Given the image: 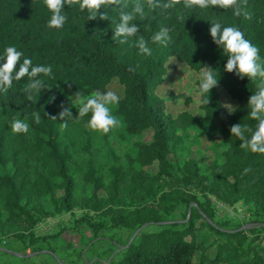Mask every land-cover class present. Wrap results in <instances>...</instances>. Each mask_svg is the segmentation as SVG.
Instances as JSON below:
<instances>
[{"label": "trees", "instance_id": "16d2710c", "mask_svg": "<svg viewBox=\"0 0 264 264\" xmlns=\"http://www.w3.org/2000/svg\"><path fill=\"white\" fill-rule=\"evenodd\" d=\"M170 59L211 86L161 98ZM214 202L250 226L221 229ZM74 210L87 264H264V0H0V249L53 259L34 227Z\"/></svg>", "mask_w": 264, "mask_h": 264}, {"label": "rangeland", "instance_id": "374dc122", "mask_svg": "<svg viewBox=\"0 0 264 264\" xmlns=\"http://www.w3.org/2000/svg\"><path fill=\"white\" fill-rule=\"evenodd\" d=\"M167 73L164 77L163 84L156 89V93L163 99L167 97L169 91H173L176 94H181L190 90V88L196 83V81H200L201 85L205 88H209L212 82L207 78L204 73L196 74L192 73L188 70L186 66L178 65L173 59H170L166 64ZM108 89L111 94V99L117 100L122 97L123 89L122 86L118 84L117 81H112V83L108 86ZM222 101L227 110L231 111L233 107L236 106L235 102H231L226 96L223 95ZM177 107V106H176ZM175 107V108H176ZM173 108L171 113H175L179 109L182 108ZM193 112H197L194 109V104L190 108ZM152 137V131L148 130L143 133L144 141L150 140ZM111 145L115 148L116 152L119 155H122L124 152V146L121 145L116 139L111 142ZM186 154L188 158L196 159L200 164H202L206 159H212V152L210 150V142L209 139L200 135L196 136L194 133L189 135L188 142L186 144ZM176 160L175 157H170V161L174 162ZM151 173H156L157 166L153 165L147 168ZM214 217L213 222L217 224L221 229H230L234 224L238 223L241 225L240 229H246L250 226L247 224V216L244 213V209L241 204H235L232 206H226L221 203L214 202ZM77 210H74L71 213H63L58 214L57 216H48L45 218H41L38 223L34 227L35 237L48 239L56 251L57 256L59 255L60 260L56 255L51 254L53 259L49 257L45 252H33L32 248L22 249L23 244L21 242H10L12 245L11 251H4L0 249V264L3 262H15V264H32V261L36 264L41 262L47 264H79L77 263V258L81 259L80 264H87L89 260L92 258L91 249L88 251V248H84V242L88 239L87 233L84 231L74 234V232L70 231L71 221L75 217H78ZM74 216V217H73ZM200 222L197 223V226ZM224 223L230 224V226L225 225ZM203 232L205 233L206 240L202 243V238H199L197 241L201 242V247L206 248V250L198 251L194 258V262L198 263V260L202 255H207L209 258H213L215 255L216 248L213 246V241L216 239L214 234L206 228H204ZM264 236V229L260 233V237ZM252 237V235H250ZM54 239V240H51ZM84 248V249H83ZM99 245L97 244L93 250L98 249ZM14 250V252H13ZM16 251H20L19 254L15 253ZM14 254L20 255L26 260H14L12 257ZM29 258V259H27ZM56 261V262H55Z\"/></svg>", "mask_w": 264, "mask_h": 264}]
</instances>
